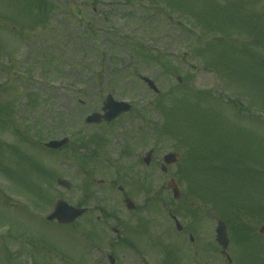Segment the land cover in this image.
Here are the masks:
<instances>
[{"label":"rangeland","instance_id":"rangeland-1","mask_svg":"<svg viewBox=\"0 0 264 264\" xmlns=\"http://www.w3.org/2000/svg\"><path fill=\"white\" fill-rule=\"evenodd\" d=\"M233 1L0 0V264H109L107 241L116 236L107 228L120 223H91L100 208L130 222V240L149 255L119 251L118 264H193L191 252L200 246L195 264H228L215 240L219 220L234 231L232 264H264V187L257 186L264 185V0H251L257 19L215 9ZM143 49L157 53L147 61ZM158 53L170 56L161 58L170 65L157 64ZM110 94L133 110L110 124L87 125ZM159 126L164 133L157 135ZM64 137L71 147L44 148ZM217 149L216 178L227 169L230 177L220 183L231 194L224 210L211 213L202 205L210 199H191L190 186L197 197L211 186L206 179L215 171L205 176L200 163ZM150 150L153 163L146 166ZM170 152L180 159L163 173ZM185 156L197 158L199 173L186 172L182 199L173 203L166 184L177 180ZM247 177L257 183L248 193L240 188ZM59 178L72 183L71 191L58 187ZM233 188L241 198L256 195L257 209L229 208ZM125 197L136 211H127ZM59 199L86 202L90 213L73 227L46 222ZM181 206L191 212L179 217L184 232L196 225L194 245L168 218L167 210ZM247 227L252 234L243 238ZM210 240L215 252L206 255Z\"/></svg>","mask_w":264,"mask_h":264},{"label":"water","instance_id":"water-1","mask_svg":"<svg viewBox=\"0 0 264 264\" xmlns=\"http://www.w3.org/2000/svg\"><path fill=\"white\" fill-rule=\"evenodd\" d=\"M146 81L149 83V85L153 89H155L157 91V88L155 87L153 82H151L149 80H146ZM106 108L109 109V112L106 114L105 119L107 121H111L114 118H116L117 116H119L122 112L128 110L129 106H127L124 103L115 102V101H113V99L111 97H109V102H108ZM87 121L90 123L91 122L99 123L101 121V116L94 115V116L90 117ZM66 143H67V140H65L63 142H51L47 145V147L52 148V149H58V148L64 146ZM150 157H151V154L149 155V157L147 159V163L149 162ZM165 160L168 164H172L176 160L175 155H173V154L168 155L165 158ZM59 184L62 186H65L67 188L71 187V185L68 182L63 181V180H59ZM169 187L174 189L175 197H176V199H179L180 198V192H179V188L177 187L176 183L174 181L171 182L169 184ZM127 203L129 204L128 201H127ZM84 213H85L84 210H76L75 208L69 206L66 202L58 201L55 205L54 212L47 217V220H49V221L58 220V222L61 224H70V223L74 222L78 217L82 216ZM217 233H218L217 241L219 242L220 245H222L224 247V249H227L228 244H229L227 228L222 222L219 223ZM261 233L264 234V227L261 230Z\"/></svg>","mask_w":264,"mask_h":264},{"label":"trees","instance_id":"trees-1","mask_svg":"<svg viewBox=\"0 0 264 264\" xmlns=\"http://www.w3.org/2000/svg\"><path fill=\"white\" fill-rule=\"evenodd\" d=\"M129 1V3L130 2H132V1H137V0H128ZM150 53L151 52H145V58H146V60H147V55H150ZM140 55H142V54H140ZM153 58V57H152ZM156 60V63H160L162 66H168V64L170 65V63L167 61V60H161V57H159L158 59H155ZM148 61V60H147ZM160 61V62H159ZM217 153L218 154H221L220 152H214L213 153V155H217ZM197 161V158H195V162ZM216 170V168H214V167H211V168H209V169H206V174H207V171H215ZM197 173H199L198 172V170L197 169H195V170H193V171H191L190 172V177H192V178H194L195 177V175L197 174ZM215 174H216V171L214 172ZM185 178H188V176L187 177H185ZM209 179V178H208ZM225 191L224 190H220L219 192H216V191H208V192H205V194L203 195V196H201V194L198 196V198L200 199V200H204V199H210V202H212L211 204L213 205V207L214 208H217V209H219V206H220V208H222L223 210H224V208L222 207V204L221 203H224V204H226V198H223V197H226L223 193H224ZM191 193H193L194 194V191H191ZM213 195V196H212ZM219 195H220V197H222V199L221 198H219ZM192 196H194V195H192ZM232 205H235V206H237V208L238 207H240L239 206V204H238V202H235L234 204H230V206L229 207H233ZM220 210V209H219Z\"/></svg>","mask_w":264,"mask_h":264},{"label":"flooded vegetation","instance_id":"flooded-vegetation-1","mask_svg":"<svg viewBox=\"0 0 264 264\" xmlns=\"http://www.w3.org/2000/svg\"><path fill=\"white\" fill-rule=\"evenodd\" d=\"M103 219H105V220H110V219H108V218H104V217H102ZM111 220H113V221H115L114 219H111ZM118 223H120V225L119 224H117L116 225V227L114 228V227H112V231L113 232H115V229H118V231L120 232V233H124V235L122 236L121 234H120V236L119 235H117V239H116V241H115V244H113V243H109V244H107V246H109L110 247V249H111V252L112 251H115V250H123L124 248H126V246H131V248L132 249H136V247L134 246V243H133V241L132 240H130V238L129 237H127L125 234H126V229H125V227L123 226V225H121V221L119 220L118 221ZM108 229V228H107ZM118 232V233H119ZM190 236H191V234H190ZM194 243V242H193ZM118 264L119 263V260L117 259V260H115V264Z\"/></svg>","mask_w":264,"mask_h":264}]
</instances>
